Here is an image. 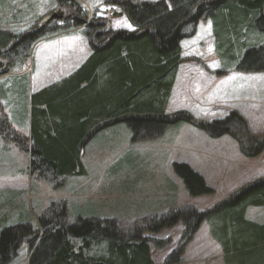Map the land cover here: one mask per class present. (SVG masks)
Wrapping results in <instances>:
<instances>
[{
	"label": "trees",
	"instance_id": "16d2710c",
	"mask_svg": "<svg viewBox=\"0 0 264 264\" xmlns=\"http://www.w3.org/2000/svg\"><path fill=\"white\" fill-rule=\"evenodd\" d=\"M53 1L64 12L65 27H55L52 21L19 34L0 28V76L18 61L17 73L32 46L48 34L67 29L68 24L70 29L86 24L75 0ZM105 4L119 7L134 31H113L93 15L81 32L91 55L72 74L33 93L27 75L0 82V101L9 96L21 101V114L4 115L0 121V140L28 155L35 179L56 182L84 176L85 145L95 134L101 133L95 139L104 137L121 125L136 139L153 138L187 123L211 138L235 139L245 155L260 153L264 141L251 137L235 112L207 123L195 121L185 111L166 115L165 109L183 62L180 42L192 36L200 22L210 23L215 53L224 67L264 72V0H106ZM22 117L28 118L27 136L18 135L13 127L21 128ZM174 172L190 197L212 193L187 166L175 165ZM65 205L51 203L37 218L35 229L25 222L27 215L18 216V223L1 224L8 209L0 202V264H10L22 246L29 250L28 264H153L151 239L143 234L153 236L177 224L183 226L180 243L164 264H183L185 245L204 222L221 248L224 264H264V224L245 219L247 208L264 207V178L211 209L170 210L127 230L111 219L71 222ZM52 209L57 211L54 216ZM151 242L157 247L165 244Z\"/></svg>",
	"mask_w": 264,
	"mask_h": 264
},
{
	"label": "rangeland",
	"instance_id": "374dc122",
	"mask_svg": "<svg viewBox=\"0 0 264 264\" xmlns=\"http://www.w3.org/2000/svg\"><path fill=\"white\" fill-rule=\"evenodd\" d=\"M75 1L87 18L86 24L77 29H70L68 24L67 29L48 34L32 46L21 69L15 73L21 64L17 61L18 64L11 65L0 76V82L27 75L32 93L66 76L87 52L88 40L81 32L93 15L108 22L111 30L134 31L122 10L105 4L106 0ZM51 15L56 18L50 19ZM62 17L64 12L53 0H0V28L17 34L52 21L56 22L55 27H65ZM180 48L183 62L165 114L185 111L195 121L211 123L235 112L246 122L251 137L264 141V72L242 73L224 67L215 53L208 21L200 22L192 36L181 40ZM0 111V121L4 115L21 114L20 98L9 96L0 101ZM20 124L21 128L13 124L14 129L18 135L27 136L28 118L22 117ZM118 127L98 139L95 138L101 133L95 134L85 145L82 150L84 176L61 178L56 182L35 179L29 170L28 155L11 142L0 140V202L8 209L5 221L16 223L18 216L27 215L25 222L37 229L40 214L51 203L63 202L71 222L77 218L111 219L116 226L127 230L132 224L144 223L170 210L211 209L264 178V148L254 156L245 155L235 139L211 138L187 123L153 138L136 139L124 125ZM242 140L243 144H249L246 139ZM175 165L187 166L212 193L190 197L174 172ZM55 213L53 209L50 212L52 216ZM2 216L0 211L1 220ZM245 219L264 224V207L247 208ZM182 231V224H177L153 236L143 234L151 241L165 243L157 247L149 242L153 264H164L180 243ZM28 255L29 250L23 248L10 264H28L25 259ZM182 261L183 264H224L221 248L209 236L205 222L185 245Z\"/></svg>",
	"mask_w": 264,
	"mask_h": 264
},
{
	"label": "crops",
	"instance_id": "0c3cea01",
	"mask_svg": "<svg viewBox=\"0 0 264 264\" xmlns=\"http://www.w3.org/2000/svg\"><path fill=\"white\" fill-rule=\"evenodd\" d=\"M113 31H114V29H112ZM85 56H84V58H82V61L77 65V66H75L73 69H71L70 70V72L66 75V76H64V77H67V76H69L70 74H72L74 71H76L87 59H88V57L91 55V51H90V49H89V47L87 48V52H86V54H84ZM63 77V78H64ZM39 90V89H38ZM35 91H37V90H35ZM34 91V92H35ZM167 112V111H166ZM5 219H3V221H2V223L1 224H3L4 222H6V221H4ZM16 223H18V221H16ZM8 224H12V223H8V222H6V224H4V226H7ZM14 224V223H13ZM23 248H26L25 246H22L19 250H18V252H17V256H16V258L18 257V255H19V252L23 249ZM27 249V248H26ZM27 251H28V249H27ZM15 258V259H16ZM25 259H26V263H28V259H29V255L27 256V257H25Z\"/></svg>",
	"mask_w": 264,
	"mask_h": 264
},
{
	"label": "water",
	"instance_id": "95a60500",
	"mask_svg": "<svg viewBox=\"0 0 264 264\" xmlns=\"http://www.w3.org/2000/svg\"><path fill=\"white\" fill-rule=\"evenodd\" d=\"M54 17L56 18V16H55V15H52L51 19H54Z\"/></svg>",
	"mask_w": 264,
	"mask_h": 264
}]
</instances>
